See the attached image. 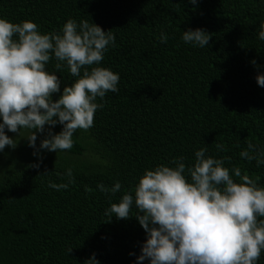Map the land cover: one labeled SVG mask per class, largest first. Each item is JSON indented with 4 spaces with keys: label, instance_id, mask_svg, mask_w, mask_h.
I'll return each mask as SVG.
<instances>
[{
    "label": "trees",
    "instance_id": "obj_1",
    "mask_svg": "<svg viewBox=\"0 0 264 264\" xmlns=\"http://www.w3.org/2000/svg\"><path fill=\"white\" fill-rule=\"evenodd\" d=\"M0 18L31 20L41 33L58 32L69 18L112 30L116 46L101 66L120 76L118 93L97 98L104 107L94 126L78 130L70 150H41L39 169L29 167L39 159L27 139L6 129L17 147L0 151V264H84L93 253L100 264H136L146 240L136 210L127 220L108 222L109 201L97 185L120 181L122 190L112 198L118 202L145 169L179 156L191 165L202 147L215 158L231 157L226 167L240 166L264 186V165L239 156L248 137L264 149V87L256 80L264 74V41L257 39L264 0H0ZM189 28L211 33L209 45L185 44ZM161 32L166 43L158 39ZM56 63L53 57L47 70L56 72ZM57 75L61 92L53 100L76 79L67 67ZM61 130L59 124L53 129ZM45 135L38 134L37 148ZM216 143L228 150L217 152ZM68 168L75 183L50 188V180L67 182ZM257 264H264V251Z\"/></svg>",
    "mask_w": 264,
    "mask_h": 264
},
{
    "label": "clouds",
    "instance_id": "obj_2",
    "mask_svg": "<svg viewBox=\"0 0 264 264\" xmlns=\"http://www.w3.org/2000/svg\"><path fill=\"white\" fill-rule=\"evenodd\" d=\"M189 2L195 5L197 0ZM158 39L166 43L168 36L161 32ZM181 39L203 49L212 34L203 28H189ZM257 39L264 41V20L259 23ZM110 46H116L115 33L87 19L78 23L69 18L58 32L41 33L31 20L14 23L0 18V151L6 146L17 147V140L8 136L6 129L27 139L34 149L39 163L29 165L31 168H40L41 150L59 153L72 149L74 134L92 128L96 111L104 107L97 98L104 100L108 92H119V74L101 66ZM53 57L57 71L49 72L46 66ZM251 63L260 67L255 59ZM64 67L76 79L53 100V94L61 92L62 80L57 73ZM256 80L264 87V74L258 73ZM58 124L62 130L56 133L53 129ZM45 133L37 148L38 134ZM246 143L239 156L255 161L257 167L264 165V149L250 137ZM215 148L217 152L228 150L222 143H216ZM207 153L206 147L195 151L191 165L179 156L169 164L145 169L136 186L125 189L118 202L112 198L122 190L120 181L111 187L97 185L109 201L110 207L104 211L108 222L113 217L127 220L133 208L136 210L135 218L146 233L136 264L146 260L149 264L259 261L264 251V186L259 184L260 177L253 178L240 166L226 167V162L231 163L229 156L215 158ZM63 175L66 183L50 180L48 186L61 191L75 183L72 168ZM85 191L93 189L85 186ZM72 251L69 248L68 254ZM84 264L100 261L93 253Z\"/></svg>",
    "mask_w": 264,
    "mask_h": 264
}]
</instances>
